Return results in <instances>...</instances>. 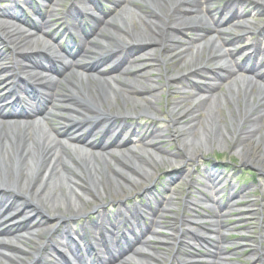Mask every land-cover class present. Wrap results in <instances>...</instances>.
<instances>
[{"label": "bare ground", "instance_id": "bare-ground-1", "mask_svg": "<svg viewBox=\"0 0 264 264\" xmlns=\"http://www.w3.org/2000/svg\"><path fill=\"white\" fill-rule=\"evenodd\" d=\"M42 1L45 4L37 6V21L24 17L15 1L0 9V44L4 48L0 57L14 64L7 67L10 83H0V264H69L60 252L63 247L75 254L84 250L90 257L85 262L78 256L77 264H165L159 253L143 258L138 250L130 257L126 254L142 241L148 245L152 238L158 243L170 239L156 237L165 226V214L173 212L170 204L164 206V200L146 202L150 213L144 217L145 205H129L128 200L157 183L161 165L194 159L216 143L239 149L242 161L264 170V76L254 70L255 58L264 60V22L246 23L243 34L230 36L217 16L227 14L237 0H227V7L218 10L211 9V0H107L115 13L110 18H94L93 25L83 30L85 37L79 44H58L57 51L39 40L31 41L37 31L45 30L46 36L58 31L48 19L55 16L56 10H49L53 0ZM94 1L100 0H72L60 15L74 19ZM251 2L264 11V0ZM22 3L32 5L34 0ZM17 21L28 28L27 33L17 28ZM212 33L220 39V46L209 38L201 42ZM248 35H254L245 47L251 61L236 64L237 46ZM88 36L96 38L86 43ZM223 46L228 48L221 49ZM107 56L110 67L101 65ZM228 56L233 60H227ZM76 57H88L89 61ZM73 65L82 73L67 74ZM50 74L54 78L48 80ZM224 82L227 87L223 90ZM164 87L167 113L173 122L161 126L155 117L152 123L138 122L143 112H159ZM173 91L179 99L170 98ZM10 93L15 94L13 101ZM196 95L203 98H196L193 105L187 103ZM6 108H13L10 114L14 117L41 115L50 122L52 135L31 128L32 124L23 129L9 126L4 123ZM52 118L61 119L58 126ZM170 136L177 142L174 150L164 141ZM131 140L141 149L128 148ZM67 142L79 147L72 148ZM119 147L126 150H112ZM157 153L160 163L154 157ZM201 172H193L189 180L194 197L185 202L183 217H172L169 223L173 231L181 230V244L167 264H227L226 235L218 229L230 224L220 215L231 209L237 221L244 220L256 202L247 198L245 187L238 192L213 190L222 185L223 174ZM262 186L260 207L264 210ZM6 194L19 196L22 204L11 202ZM207 203L211 205L208 211L203 208ZM23 204L49 214L52 225L30 209L22 210ZM7 207L17 213L1 221V211ZM204 216L217 221L204 237L197 238L192 230L202 226L199 220ZM262 216L264 219V213ZM17 217L19 222L12 224ZM22 226L35 238L31 250L11 238ZM119 226L126 229L120 235ZM43 235L47 236L44 240ZM257 239L260 244L250 250L237 249L241 261L252 258L250 264H264V222ZM94 241L102 248L93 247ZM100 250L105 260L100 258ZM197 253L202 259L193 260Z\"/></svg>", "mask_w": 264, "mask_h": 264}, {"label": "rangeland", "instance_id": "rangeland-1", "mask_svg": "<svg viewBox=\"0 0 264 264\" xmlns=\"http://www.w3.org/2000/svg\"><path fill=\"white\" fill-rule=\"evenodd\" d=\"M13 1H15V3H17L20 7L23 8V14L26 18H30L33 21H36L38 19V12H36L35 9L30 8L28 6L29 4H23L22 0H0V9H3L9 6L10 4L14 3ZM71 1L72 0H55L54 1V4L56 3L55 10H57L55 14L57 15L51 17L52 28H57L61 23H63L60 13L68 8ZM251 1L252 0H237L235 7L229 8L227 10V14L226 13L221 14L220 12V14L217 17L221 23H224L229 18V16L233 14H237V16H235L234 18H231V20H228L230 22L223 24L222 28L224 29V32L226 34L230 36L243 34L242 27H244L246 23L260 25L264 22V11H260L259 9H257L255 4H253ZM36 2L39 5L44 4V2L42 1H36ZM99 5L100 7L98 10L97 8H95V10L91 8L88 10V14L95 13L96 17H98L100 15H104L103 13L107 12L106 17L110 18L115 13V11L112 10L111 4H109L108 1L103 0L101 3H99ZM227 5H228L227 0H211V9L213 10H218L221 7L225 8L227 7ZM202 14H205V13L203 12ZM84 21L90 22L91 20L90 18H86L84 19ZM17 28H19L21 32H25V33L28 32V28L24 26L23 24H19V25L17 24ZM64 28L69 29V26L64 25L62 27V29L59 31V34L56 40L54 39L55 35H52V38L47 37L44 35L43 31L38 32L36 35H34L32 39L33 41L39 40L41 43H44L45 45H48L49 47L54 48L56 47L57 44L67 45L68 43L73 42L71 41V37L69 35L70 33H72L74 34L76 38V40L74 39L76 43L80 42L82 38H81V35L79 38L76 30L69 29L68 31L64 32L63 30ZM6 30L11 33L15 32L14 28H8ZM94 37L95 36H90V39L88 41L95 39ZM247 37L248 38L244 42L240 43L239 46H237V49L241 51L240 52L241 55L235 56L234 62L235 60L236 61L239 60V63H242L243 61H245V58L247 60L248 51H246L245 47L249 44V42L251 41V38L252 37L254 38V35L253 36L248 35ZM208 38L211 40H214L217 46L221 45L220 39L213 33L208 34V36L205 37V39L202 40L201 42L202 43L206 42ZM263 43H264V39H263ZM227 48L228 46L227 47L223 46V48L221 49H227ZM1 49L4 50V48L0 44V51ZM228 60H233V59L228 56ZM260 60L261 59L259 57L256 58L257 62H260ZM4 61L6 62L5 64L8 66L9 60L5 59ZM108 62H109V58L104 60L103 63L107 64ZM178 66L179 65H177V67ZM180 66L177 69H179ZM107 67H110V64H107ZM259 70L263 71L264 67L262 66L259 67ZM73 71H75L74 68L71 69V72ZM79 73H80V70H78L77 74ZM9 76H10L9 72L0 73V82H5L4 86L10 83L11 79L8 78ZM151 78L153 81H155V76L154 77L152 76ZM128 80L133 83L137 82V81H133V77H128ZM159 82L164 83L163 80H160ZM226 87H227V84L224 82L220 88L224 90L226 89ZM5 91H8V90H5ZM163 91L164 93H162L161 98L158 102V106H157V109L159 110V112H152L151 114L147 112L146 113L143 112L138 122L152 123L154 117L156 120H159V125L161 126L167 123L173 122L172 117L167 113L169 109V106H168L169 100H167V93H166L165 87L163 88ZM171 97H176L177 99L180 98L179 94L176 91L175 92L173 91L170 94V98ZM196 98L197 99L203 98V96L201 95L193 96L189 99V102L187 103L193 105L196 102ZM130 109L132 111H135V109L131 107ZM52 120H53L52 122L55 123V125L57 126H58V123L61 122V119L59 118H52ZM133 122L137 124V121H133ZM43 124H44L43 130L49 133L50 135H52L49 122L48 121L43 122ZM164 141L167 142L166 144L168 146L166 144L165 145L169 149L174 150L177 147V142L172 136L165 138ZM67 144H69V146H71L72 148H77L76 144L68 143V142ZM127 147L132 148L134 150L141 149V145L138 143H135V141L133 140L129 141V143L127 144ZM112 150L118 151V152H124L126 150V147H119V148H115ZM154 157L155 159H157L159 163L161 162L162 158L158 153L155 154ZM181 165L183 166L180 167ZM203 170L219 171V173L223 174V177L219 181V182H222V185L216 186L213 190L218 191L219 189H221L224 192H229V191L238 192L243 187H245V189L249 191L247 198L250 200H256V202L254 204H251L249 207L251 215L247 214L243 216V219L244 220L246 219L247 223H245L244 220L237 221L238 217L233 214L231 209H227L220 216L223 217V220L225 223H229L230 225L223 224V226H220V229H218L221 233L226 235V241L223 244L225 252H226V256H225L226 263L227 264H250L251 263L252 258H250L249 260H245V262L241 261V259L238 258V255H240L241 253L237 249L247 248L248 250H250L251 246L260 244V242L257 239V232L259 230V226L262 225V222H264V219L262 216L264 213V210L260 207V201L262 198L261 184L264 185V170H259L258 167H256L252 163H245L244 161H242L239 149L231 150L229 149L228 146H224L221 144L218 145V143L212 144V146L208 148V151L206 153L196 155L194 159L183 160V162H181L180 164L161 165L157 173L158 175L157 183L153 187L147 188L146 191L139 190L135 192L133 196L128 200L129 205L135 204V203H140V204L145 205L142 208L143 209L142 211H144V217L149 216V213H150L148 210L149 207L145 203L151 202L153 200L154 201L164 200V206H166V203L168 202L170 204L171 211H173L172 212L173 214L170 212L165 214V217L162 219L163 224L165 226L161 227L159 229V234L156 235V237L158 238H163L165 240L166 238L168 239L170 238V239L168 241L166 240V242L158 243V242H155L156 241L155 238H152L153 237L152 234H148L147 237H150V239L152 238L150 244L145 245L142 241L139 245L140 248H142L141 246H144L146 248L145 253L142 254L143 255L142 258L147 257L148 255L153 254V253H159L160 255L163 256V258L166 259V261L164 262L165 264H167L169 263V261L171 260L173 256L177 255L178 248L181 244V237H180L181 230L176 229L173 231V229L170 228L169 223H171L172 217H175V218L183 217L185 202L188 201L189 197H194V195L190 192L191 186L189 184V180H192L193 172L202 173L201 171ZM262 188L264 191V186H262ZM208 189L209 188H204L203 190L207 191ZM6 196L11 199V202L13 203L18 202L20 205L22 204V199L19 196L11 197L9 194H6ZM208 206H210V203H207V207ZM113 207H116V204H113ZM207 207H203V208L206 209ZM112 208L109 207L108 209H112ZM240 208H245V207L242 206ZM26 209H30V211H32L34 215H38L39 218H41L42 220L45 219L47 225L48 224L49 226L52 225L51 218L48 217L49 214H46L42 209H39V208L33 209L29 205L23 204L22 210H26ZM89 217H91V215ZM214 221H217V218L204 216L202 218V223L206 225L196 230L194 229L192 230V232L198 235H201L202 233H203L202 235H206V227L209 228ZM76 223H78V221H76ZM241 226H244V228H240ZM213 230L215 231V227H212V231ZM123 231H126L124 226H119L117 228V234L120 235ZM15 235L16 234H14V236ZM171 235H172V238H171ZM43 238H46V236H43ZM20 242H21V245L25 249L30 250L33 248V244L31 243L30 240L22 239L20 240ZM93 243H94V246H97V247L99 246L97 241L92 242V244ZM62 250H64V254L69 255L70 258L68 257V259H70V262L74 263L75 252L69 251L65 247H63ZM134 250H136V248ZM69 253H72V254H69ZM131 254L132 253H129L128 256H130ZM102 255L104 256L103 253ZM199 255L200 254L197 253V255H195V257L192 259L193 260L202 259L200 258ZM84 256L87 259V256L85 254Z\"/></svg>", "mask_w": 264, "mask_h": 264}]
</instances>
